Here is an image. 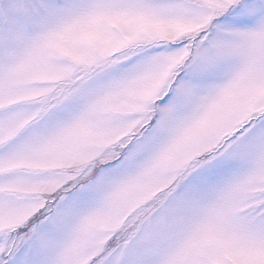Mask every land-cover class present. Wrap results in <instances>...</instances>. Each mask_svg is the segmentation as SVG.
Here are the masks:
<instances>
[{"label":"snow or ice","instance_id":"6c2138e0","mask_svg":"<svg viewBox=\"0 0 264 264\" xmlns=\"http://www.w3.org/2000/svg\"><path fill=\"white\" fill-rule=\"evenodd\" d=\"M0 264H264V0H0Z\"/></svg>","mask_w":264,"mask_h":264}]
</instances>
